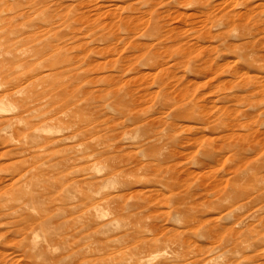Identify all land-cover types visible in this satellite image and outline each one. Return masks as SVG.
Here are the masks:
<instances>
[{"label": "rangeland", "instance_id": "obj_1", "mask_svg": "<svg viewBox=\"0 0 264 264\" xmlns=\"http://www.w3.org/2000/svg\"><path fill=\"white\" fill-rule=\"evenodd\" d=\"M1 109L0 264H264V0H0Z\"/></svg>", "mask_w": 264, "mask_h": 264}, {"label": "bare ground", "instance_id": "obj_2", "mask_svg": "<svg viewBox=\"0 0 264 264\" xmlns=\"http://www.w3.org/2000/svg\"><path fill=\"white\" fill-rule=\"evenodd\" d=\"M12 31H13V29H11V33H12ZM46 75H47V74H46ZM42 76H43V75H42ZM42 76H40V77L43 78ZM50 76H51V75H50ZM40 77H39V79H41ZM48 77H49V76H48ZM18 90H20V89H18ZM3 110H4V109H3ZM3 110L1 109L0 111H3ZM62 136H63V135H62ZM52 138H53V139H52ZM52 138H51V139L54 141V138H55V137H52ZM56 138H57V139H56L55 141H58V140H59V136L56 137ZM51 139L49 140L50 142L52 141ZM51 144H52V143H51ZM54 144H55V143H54ZM47 145H48V144H47ZM48 146H49V145H48ZM51 146H52V145H51ZM46 148H47V147H46ZM46 148H45V150H46ZM49 148H51V147H49ZM47 150H48V149H47ZM67 160H68V159H67ZM70 160H71V159H70ZM58 162H60V161H58ZM53 163H55V162H53ZM60 165H63V164H61V162H60ZM63 171H64V170H63ZM61 173H62V172H61ZM53 174H54V173H53ZM167 179H168V178H167ZM76 181H77V180H76ZM175 182L177 183V181H173V180H172V185H173V184H176ZM176 185H177V184H176ZM173 187H176V186H173ZM170 188H171V187H170ZM172 190H173V188H172ZM234 190H235V189H234ZM51 195H52V194H51ZM34 197H35V196H34ZM46 197H47V196H46ZM48 197H49V195H48ZM53 197H54V195H53ZM37 198L40 199L39 197H37ZM41 198H44V197H41ZM48 199H49V198H48ZM243 199H244V198H243ZM21 200H22V199H21ZM30 200H31V199H30ZM32 200H33V199H32ZM45 200H46V199H45ZM105 200H106V199H105ZM43 201H44V199H43ZM37 202H38V201H37ZM39 202H40V201H39ZM27 203H28V202H26L25 205H26ZM97 204H98V203H97ZM106 204H108V203H106ZM137 204H139V203H137ZM235 204H236V203H235ZM185 205H186V204H185ZM225 205H226V204H225ZM225 205H223V206L225 207ZM228 205H229V204H228ZM119 206H120V204H119ZM178 206H179V205H178ZM183 206H184V205H183ZM186 206H187V205H186ZM186 206H185V207H186ZM223 206H222V207H223ZM226 206H227V205H226ZM239 206H241V205H239ZM113 207L115 208V206H113ZM195 207H196V206H195ZM195 207H194V208H195ZM241 207H242V206H241ZM119 208H120V207H119ZM176 208H177V207H176ZM183 208H184V207H183ZM184 210H185V209H184ZM181 216H182V215H181ZM101 217H102V216H100V218H101ZM103 217H105V216H103ZM202 220L205 221L204 219H202ZM199 221H200V220H199ZM204 223H205V222H204ZM206 223H207V222H206ZM88 225H90V224H88ZM86 226H87V225H86ZM91 226H93V228H95V227H94L95 225H91ZM97 226H98V225H97ZM190 226H191V228H192V225H190ZM88 227H89V226H88ZM104 227H105V226H104ZM201 227H205V224L202 225ZM93 228H92V229H93ZM189 228H190V227H189ZM192 229H193V228H192ZM96 231H97V230H96ZM233 232H234V231H233ZM52 238H53V236H52ZM52 238H51V239H52ZM98 240H99V239H98ZM143 240H145V239H143ZM99 242L101 243L102 241L100 240ZM143 242H144V241H143ZM144 244H145V243H144ZM33 246H34V245H33ZM33 246H32V247H33ZM35 246H36V245H35ZM88 246H89V245H88ZM38 250H39V249H38ZM40 255H41V254H40ZM38 257H39V256H38ZM45 257H46V256H45ZM46 258H47V257H46ZM45 260L50 261V259H45ZM51 260H52V259H51ZM53 260H54V259H53ZM58 261H60V260H58ZM51 263H52V261H51Z\"/></svg>", "mask_w": 264, "mask_h": 264}]
</instances>
